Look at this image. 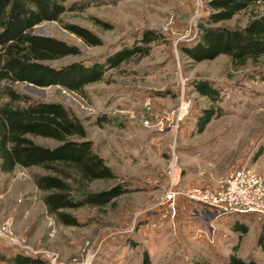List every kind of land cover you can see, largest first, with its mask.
<instances>
[{
  "label": "rangeland",
  "instance_id": "1",
  "mask_svg": "<svg viewBox=\"0 0 264 264\" xmlns=\"http://www.w3.org/2000/svg\"><path fill=\"white\" fill-rule=\"evenodd\" d=\"M208 1L66 0L67 7L76 3L83 8L66 10L61 15L62 22L92 31L101 40L96 46L88 45L57 22L35 26L34 33L54 36L80 49L78 55L49 61L52 66L100 60L119 47L140 44L145 31L153 32L158 38L146 44L147 54L134 55L118 67L106 70L100 81L84 86L82 94L55 85L41 89L27 83L13 85L33 100L59 101L81 119L94 151L118 175L115 181L89 183V191L101 190L120 180L126 181L130 190L102 207L66 209L78 218L79 226L58 223L38 200L33 208L37 231L22 236L21 227L13 226L16 242L0 238V254L12 256L20 252L48 264H141L146 251L151 264H225L232 255L264 264V251L255 245L262 215L227 214L226 224L230 229L225 224L215 237L203 235L205 238L198 239L197 244L193 238L181 234L179 227L189 226L180 221L176 224V217L184 214L183 209L188 205L179 195L169 231L166 235L163 232L154 235L151 215L165 209L167 213L170 208L162 200L172 148L181 167V189L193 186L216 189L239 166L264 172V82L248 76L255 65L250 60L235 65L226 55L194 63L180 50L183 44L197 38L199 24L210 12ZM263 13L264 2L254 3L217 25L243 27L255 15ZM95 21H103L109 28ZM199 81H206L217 90L216 101L195 90ZM181 95L190 102L183 121L172 128L169 122L165 123L162 130L161 126L142 125L145 104L150 103L163 119L176 107ZM210 108L217 115L198 132L197 120ZM31 138L39 145L58 144L52 138ZM19 171L13 176L17 182H25V186L33 182L32 174L44 172L37 166ZM13 193L11 205L24 204L29 196L27 193L15 198L16 191ZM217 219V224H221L226 218ZM235 223L245 224L247 232L233 230ZM219 238L218 245L214 240ZM8 242L11 252L4 248ZM0 264L7 263L0 260Z\"/></svg>",
  "mask_w": 264,
  "mask_h": 264
},
{
  "label": "trees",
  "instance_id": "2",
  "mask_svg": "<svg viewBox=\"0 0 264 264\" xmlns=\"http://www.w3.org/2000/svg\"><path fill=\"white\" fill-rule=\"evenodd\" d=\"M66 0H0V169L12 172L15 166L41 167L43 173L32 174L38 190L44 192L42 202L48 215L66 226H79L78 218L65 211L83 206L102 207L129 192L126 181H116L98 191L87 186L95 180H116L118 175L104 158L93 149L81 119L59 101L33 100L16 90V83H30L37 87L60 86L82 94L84 86L100 81L106 70L118 67L134 55L148 53L146 44L157 40L151 31H145L140 44L122 46L102 59L85 63L74 61L62 66L48 62L67 55H78L80 49L54 36L34 33L43 22H57L69 33L88 45H100L101 40L89 29L72 23H63L61 15L68 9L81 10L83 5H65ZM264 0H209L210 12L199 24L197 38L183 44L181 52L192 62L213 60L226 55L235 65L250 60L254 68L250 79L264 82V13L255 15L243 27L217 25L231 19L250 5ZM109 28L103 21H95ZM195 90L210 101L217 100V90L206 81L195 84ZM217 115L210 108L197 120V131ZM52 138L55 146L35 143L31 137ZM233 230L245 233L248 227L235 223ZM255 245L264 251V218L255 239ZM7 264H48L39 257L16 253L0 254ZM141 264H151L143 252ZM225 264H255L232 255Z\"/></svg>",
  "mask_w": 264,
  "mask_h": 264
},
{
  "label": "built area",
  "instance_id": "3",
  "mask_svg": "<svg viewBox=\"0 0 264 264\" xmlns=\"http://www.w3.org/2000/svg\"><path fill=\"white\" fill-rule=\"evenodd\" d=\"M190 110V102L184 95L178 98V103L167 115L160 119L150 103L143 107L142 125L151 127L177 125L186 117ZM157 119V120H156ZM155 121V122H153ZM167 189L162 203L169 206L172 215L175 214L176 200L182 195L185 200L213 211L215 217L225 214L245 213L264 216V172H258L245 166L236 167L226 179L216 188L188 187L181 189V167L178 157L172 148L169 152L165 170ZM0 238L16 242L12 222L0 220Z\"/></svg>",
  "mask_w": 264,
  "mask_h": 264
},
{
  "label": "crops",
  "instance_id": "4",
  "mask_svg": "<svg viewBox=\"0 0 264 264\" xmlns=\"http://www.w3.org/2000/svg\"><path fill=\"white\" fill-rule=\"evenodd\" d=\"M29 168L15 166L12 172H3L0 169V218L4 217L2 220L7 218L12 223L14 222L13 226L15 229L16 227H21V231L19 232L20 234H22V236L23 235L26 236L27 234L31 233V231L34 229L35 231H37L38 226L35 225L37 224V219L35 218L36 216L34 215L33 208L36 207L34 206V204H36L37 202L41 201L42 203L41 191L37 189V187L32 181L30 183L27 182L29 185L25 186V182H22V183L20 181L17 182L16 177L13 176V174L16 173L17 171L21 169L25 170ZM13 191H16L15 198H21L24 194L26 195L28 193L27 195L29 196L26 195L27 197H25L24 204H21L19 206L17 204L11 205L10 198H11V195L14 194ZM186 203L188 205H186V207L183 209L184 214L178 215L175 219V220L178 219L176 221V224H178V221H180L184 223L185 227L189 226V228L179 227L180 230L182 231L181 234L185 238H193V240H196L195 243L197 244H199L198 239L205 238L203 237V235H205L206 237L209 235L211 237H215L216 234L221 232L220 231L221 228L225 227L226 221L229 220V217L227 216V214L222 215L220 217H215L214 216L215 213L213 211H210L192 202L187 201ZM191 208H197L198 210L197 209L193 210ZM166 210L167 209H165V211ZM169 210L170 209L168 208V211ZM165 211L157 212L151 215L152 220H153L152 225L154 228V235L156 234L159 235L160 232H163V234L166 235V232L169 231V223L172 220V213H168V211L166 213ZM222 217L226 219H224L221 222V224H217V220H218L217 218H222ZM34 218L35 220H33ZM228 225L229 224L227 223L226 227L227 229H230ZM258 230H259V227H258ZM214 242L218 243L219 245L220 238L216 239V241L214 240ZM9 245H11V243L4 246L6 252L10 251V249L8 248ZM234 249H235V246H234Z\"/></svg>",
  "mask_w": 264,
  "mask_h": 264
},
{
  "label": "water",
  "instance_id": "5",
  "mask_svg": "<svg viewBox=\"0 0 264 264\" xmlns=\"http://www.w3.org/2000/svg\"><path fill=\"white\" fill-rule=\"evenodd\" d=\"M27 86L33 87V88H36V89H41L40 87L34 86L33 84H30V83H27Z\"/></svg>",
  "mask_w": 264,
  "mask_h": 264
}]
</instances>
